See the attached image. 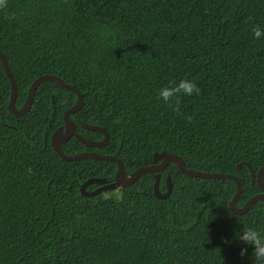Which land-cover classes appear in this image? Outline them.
Instances as JSON below:
<instances>
[{
  "label": "trees",
  "instance_id": "obj_1",
  "mask_svg": "<svg viewBox=\"0 0 264 264\" xmlns=\"http://www.w3.org/2000/svg\"><path fill=\"white\" fill-rule=\"evenodd\" d=\"M0 50L17 107L54 74L82 92L78 134L104 137L82 123L108 130L103 146L71 137L66 154L115 155L131 174L167 151L240 177L239 207L261 192L237 166L264 165V0H0ZM10 95L0 61V264H264V202L235 214V181L170 163L164 199L148 172L118 194L84 196L83 182L112 181L118 167L52 147L77 94L44 81L24 115L9 111Z\"/></svg>",
  "mask_w": 264,
  "mask_h": 264
},
{
  "label": "water",
  "instance_id": "obj_2",
  "mask_svg": "<svg viewBox=\"0 0 264 264\" xmlns=\"http://www.w3.org/2000/svg\"><path fill=\"white\" fill-rule=\"evenodd\" d=\"M0 61L3 65V68L6 72L7 77L10 80L11 84V95L8 103V109L12 114L15 115H24L26 114L32 106V103L35 98L36 89L40 83L44 81H51L57 83L60 87L65 89L71 90L77 94V100L73 106L68 108L64 114V124L56 129L52 136H51V145L54 150L60 155V157L67 161H74L81 158L92 157L101 160L113 161L117 163V173L114 180L110 181L106 178H97L92 177L83 182L80 186V191L84 196H93L96 194H100L102 192L116 189L118 187H128L131 186L143 173H153L154 175V184L153 190L154 194L161 199L168 197L172 191V181L168 176L166 178V191L162 192L159 188L161 173L160 171L163 170L166 166L170 163H175L181 172L194 176V177H201V178H228L235 181L237 190L233 198L229 202V209L233 211L235 214H244L249 211V209L254 205L257 201L264 202V165L259 168L257 172L254 171L253 167L247 162H241L238 164L237 168L241 169L242 165H247L252 177V182L257 183L258 187L261 189L256 195L250 197L242 206H238V201L242 195L243 183L240 177L233 173H223V172H211V171H201L196 169H191L186 166L184 159L176 154L169 153L167 151L155 152L153 163L150 165L142 166L134 170L131 174H127L126 168L118 157L115 155L103 154L95 151H83L76 154H66L62 150V143L68 141L71 137L77 136L86 146L94 147V146H103L107 144L109 141L110 135L108 130L105 127L82 123L83 127L89 130L97 131L103 134V139L101 140H93L86 138L84 136H80L77 132V125L71 119V115L77 111H79L83 106V95L82 92L73 84L65 82L61 77L54 75V74H43L39 75L30 85L27 98L22 105V107H17L16 101L18 96L17 91V83L14 79V76L10 70L8 61L4 53L0 50ZM90 184H98L99 187L88 191L87 187ZM263 233H264V225H263Z\"/></svg>",
  "mask_w": 264,
  "mask_h": 264
},
{
  "label": "rangeland",
  "instance_id": "obj_3",
  "mask_svg": "<svg viewBox=\"0 0 264 264\" xmlns=\"http://www.w3.org/2000/svg\"><path fill=\"white\" fill-rule=\"evenodd\" d=\"M115 193H116V194L119 193V190H118L117 188L115 189ZM106 194H108V193H106Z\"/></svg>",
  "mask_w": 264,
  "mask_h": 264
},
{
  "label": "flooded vegetation",
  "instance_id": "obj_4",
  "mask_svg": "<svg viewBox=\"0 0 264 264\" xmlns=\"http://www.w3.org/2000/svg\"><path fill=\"white\" fill-rule=\"evenodd\" d=\"M98 187H99V185H98L97 187H95V189L98 188ZM93 190H94V189H93ZM105 192H106V191H105Z\"/></svg>",
  "mask_w": 264,
  "mask_h": 264
}]
</instances>
